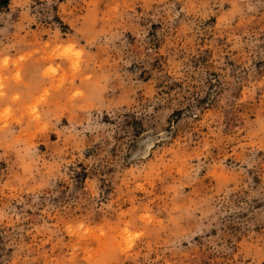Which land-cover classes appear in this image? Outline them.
I'll use <instances>...</instances> for the list:
<instances>
[{
	"label": "clouds",
	"instance_id": "clouds-1",
	"mask_svg": "<svg viewBox=\"0 0 264 264\" xmlns=\"http://www.w3.org/2000/svg\"><path fill=\"white\" fill-rule=\"evenodd\" d=\"M0 264H264V0H0Z\"/></svg>",
	"mask_w": 264,
	"mask_h": 264
}]
</instances>
